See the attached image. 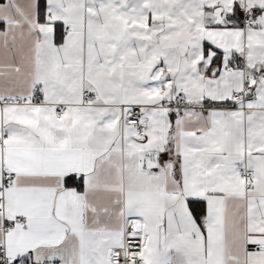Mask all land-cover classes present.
I'll use <instances>...</instances> for the list:
<instances>
[{
  "label": "snow or ice",
  "instance_id": "1",
  "mask_svg": "<svg viewBox=\"0 0 264 264\" xmlns=\"http://www.w3.org/2000/svg\"><path fill=\"white\" fill-rule=\"evenodd\" d=\"M0 264H264V0H0Z\"/></svg>",
  "mask_w": 264,
  "mask_h": 264
}]
</instances>
